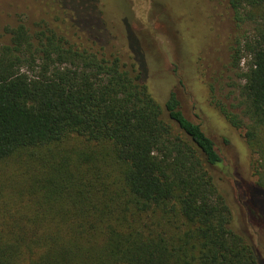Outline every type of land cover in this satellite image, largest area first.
Wrapping results in <instances>:
<instances>
[{
	"label": "trees",
	"instance_id": "obj_1",
	"mask_svg": "<svg viewBox=\"0 0 264 264\" xmlns=\"http://www.w3.org/2000/svg\"><path fill=\"white\" fill-rule=\"evenodd\" d=\"M158 1L200 33L204 0ZM226 1L242 110L210 81L209 100L258 157L259 181L236 190L264 226V0ZM46 2L61 24L0 39V264H264L216 178L217 144L174 91L153 92L131 1Z\"/></svg>",
	"mask_w": 264,
	"mask_h": 264
},
{
	"label": "rangeland",
	"instance_id": "obj_2",
	"mask_svg": "<svg viewBox=\"0 0 264 264\" xmlns=\"http://www.w3.org/2000/svg\"><path fill=\"white\" fill-rule=\"evenodd\" d=\"M130 1L134 27L147 56H151L148 80L153 92L165 100L169 92L174 91L185 114L199 122L217 144L223 164L215 170L216 178L232 201L236 225L250 237L264 260V226L257 225L246 213L236 190L238 182L256 184L259 181V173L254 168L258 157L248 148L242 132L230 127L209 100L210 81L218 100L236 112L242 110L240 86L243 80L227 66L234 31L227 1L204 0L207 4L198 5L197 25L201 31L192 32L193 35L184 33L179 24L175 25L171 17H166L163 2L155 7L154 0ZM168 9L175 19L183 15V10L172 4ZM57 11L47 5L46 0H0V39L8 41L4 27L21 21L32 29L42 20L51 25L61 24L57 21ZM103 39L106 42L108 37Z\"/></svg>",
	"mask_w": 264,
	"mask_h": 264
}]
</instances>
